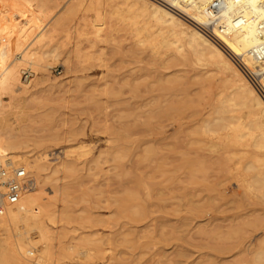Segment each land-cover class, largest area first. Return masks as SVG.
<instances>
[{
  "label": "rangeland",
  "instance_id": "obj_1",
  "mask_svg": "<svg viewBox=\"0 0 264 264\" xmlns=\"http://www.w3.org/2000/svg\"><path fill=\"white\" fill-rule=\"evenodd\" d=\"M75 2L0 0V74L8 61L16 58L20 62H15L20 87L31 86L30 91L36 92L22 105L17 101L24 96L19 86L12 90L0 88V101L5 107L2 114L5 112L8 117L5 126L0 127V137L14 135L27 140L31 144L30 155L45 153L51 166L65 161L74 167V171H63L58 166L60 171L49 175L59 185L62 177L63 183L70 185L72 203L65 207L55 203V210H66L71 219L65 215L62 222L57 219L56 224L47 223L57 234L52 242L53 259L61 254L58 241L65 244L71 237L93 234L91 239L97 241L93 246L95 256L84 264H253L252 257L241 253L240 247L245 239L254 241L261 236L264 205L257 204L258 200L242 189V182L227 168L233 165L229 161L234 158L232 152L243 148L229 145L230 139H225V135L231 131L216 136L201 131L203 120L212 116L216 103L230 92L228 85L224 86L217 74H206L209 68L193 62L188 51L184 52L186 60L181 55L171 59L168 55L175 51H168L162 44H157L155 52L148 44L140 45L138 40L143 34L138 38L136 32L141 33L145 26L142 18L137 19L136 25H131L126 14L112 20L106 18V27L112 22L115 25L103 34L111 30L114 36L91 45L88 37L92 39L93 35L88 28L96 11ZM66 7L72 8L65 14L64 22L53 27ZM100 8L99 11L105 10ZM83 21L88 26L79 31L76 26ZM206 35L220 42L213 34ZM30 45L32 52L42 49L41 52L52 53L51 57L43 59L33 52L21 58L20 50L28 46L29 51ZM76 46L81 49V59L71 54ZM224 50L235 62L239 61ZM2 52L9 53L5 54L9 60ZM30 66L35 75L27 81L22 72ZM42 73L46 83L38 82ZM173 81L180 93L175 92ZM60 82L71 89L57 87ZM141 83L153 86L163 99L176 100L182 107L172 116L152 114L156 116L151 120L153 131L146 135H142L140 124L142 115L148 116L142 114ZM220 91L225 95L222 92L219 97ZM13 108H18L15 115ZM236 109L235 114H241L240 123L243 119L244 125L249 119L244 116L247 110ZM147 148L154 152L146 154ZM82 149L87 153L83 157ZM117 153L122 158H116ZM223 161L227 162L226 167L222 166ZM28 174L33 178L32 173ZM45 187L48 190L42 191L43 197L51 189ZM142 208L146 210L143 217ZM251 210L258 213L244 221V214ZM8 233L0 228V239L12 234ZM62 252L66 259L61 262L72 264L75 255L67 257L68 253ZM36 256L35 253L32 258ZM76 258L75 262L79 260Z\"/></svg>",
  "mask_w": 264,
  "mask_h": 264
},
{
  "label": "bare ground",
  "instance_id": "obj_2",
  "mask_svg": "<svg viewBox=\"0 0 264 264\" xmlns=\"http://www.w3.org/2000/svg\"><path fill=\"white\" fill-rule=\"evenodd\" d=\"M75 1L77 3L81 2L86 10L96 11L90 23L91 30L88 28V31L91 32L90 34L93 35L92 39L88 37L91 45L95 44L94 41L104 42L106 39H112L111 36H114L111 35V30L108 32L109 34H107V32L105 33L106 35L103 34L107 28L112 29V24L115 25L112 22L109 27H106V18L112 20L115 16L127 15L125 18L128 19V21H132L131 25H136L139 21H137V19L142 18L145 26L141 28L142 31L138 30L139 32L141 31V33H137V30L133 31L134 33L136 32V36H138V38L141 34H143L142 39L139 38L138 40L140 45L144 46L148 44L149 47L154 50L152 51L155 52V49L158 48L157 44H162L163 47L168 49V51L172 49L175 51L173 54L168 55V58L171 59H175L174 57H176V55H181L180 58H184L186 60L187 56H185L184 52L188 51L187 53H189L191 58L194 59L193 62L196 61L197 64L199 63V66L202 65L209 68L206 71V74L215 73L217 74L220 82L222 84H226L224 86L228 85L227 88L230 92L228 95H225V92L223 91V94L221 91V93L217 94L219 97H221V94L225 96H223L214 106L212 116L203 120L201 131L206 135L214 134L216 136L217 133L223 131L232 132L233 130H238V133L236 134L235 132H233V134L231 132H229L230 134H224L226 136L225 139H230L229 145L232 144L235 148L239 146L240 148H243L239 151L235 150L232 152V156L234 158L230 157L229 161H233V163H229L233 165L227 166L228 171L242 182V189L245 192L258 200L259 203L257 204L264 205V96L261 94L264 93V0H220L222 6L220 14L218 13L217 16L215 14H208L207 10L214 0H161V2L157 0ZM100 7H105L106 12L105 10L99 11L100 9L103 10V8ZM71 8L72 7H66L64 9L60 17L56 19L53 27H55L56 24L59 25V23L65 20ZM65 14L67 15L65 16ZM215 18H217L216 23L213 26H210ZM77 25L78 26H75L79 27V31L88 26L85 21L78 23ZM77 31L78 30H76V33ZM205 33L213 34L221 42L223 47L239 60L237 62H240V64H237V62H235L230 55H228L226 50L220 46V42L217 43L213 38H210ZM76 36L78 35L76 34ZM159 38L160 40H154ZM35 42L36 41L34 40V43ZM21 46L22 44L19 46V49H21ZM30 48L31 49L29 51H27V49H29L28 46L23 48V50H20L19 54L21 58L33 52L34 54H39L43 59L47 56L51 57L52 53L50 54L46 51L41 52L42 49L41 51H35V47L32 52L31 45ZM93 48L95 49V47ZM79 50L81 49L76 46L75 50L71 52V54L77 59H81L82 57ZM5 54L6 56H9V53L7 54V52H4V58ZM34 54H31L30 59H33ZM54 54L55 52H53V56L57 59V55ZM190 56H188V59ZM5 59L9 60L8 57ZM16 61L20 63L16 58L12 61L9 60L8 62L10 63L6 69L3 70V73L0 74V88L4 89L5 87V90H7V88L8 90L9 88L12 90L11 88L15 85L19 86V89L23 90L24 96L20 97L17 101L23 105V103L36 94V92L30 91L32 90L30 89L31 86L30 88L27 86H25L26 88L20 87L17 71L18 68H16L18 64L15 63ZM37 61L40 60L37 59ZM8 62L6 61V63ZM83 63H85V60ZM28 73L31 74V77L35 75L31 66L25 68L22 72L23 77L27 81L29 79V76H26ZM143 76L144 75L142 74V79ZM38 79L39 83H46L47 80L44 73H42V77H39ZM140 79L141 76L137 77L135 80L137 82L138 80L140 81ZM172 83L175 84L176 82L173 81ZM174 84H172L174 87H178L177 84ZM37 85L39 84L37 83ZM37 85L35 83V86ZM137 85L139 88L142 86V114H148V116L142 115V123H140L142 124V127L136 126V129L140 127L142 128V135L150 133V130L153 131L151 128L154 127V124L151 120L156 119V116L152 114H157L159 112L170 116L171 114L176 113V111L177 113L181 111L182 107L180 102L176 103V100H166V97L163 99L160 94L158 95L156 93L153 86L144 84L141 86L139 84ZM68 86L63 85L61 82L60 85H57L59 88H66V90H70L71 88L67 89ZM53 87L51 86L50 88L52 89ZM169 88H171L170 90H174L171 86H169ZM176 91L177 88L175 87V92ZM171 99L173 100V98ZM2 103L3 102L0 101V127L1 125L5 126L3 124H5V122H7L6 120H8L7 114L5 112L2 114L3 108H5ZM164 103L167 104L166 107L164 106ZM236 107L241 110H247V115H243L245 117H249V119L247 122L246 120L243 122L244 125L241 124L243 119L240 123L242 118L240 117L241 114L239 112V116L235 114V111L237 113ZM14 108L16 107L14 106ZM14 108V112H12V114L15 115L18 112V108ZM15 110L17 112H15ZM7 124H9V121ZM3 128H1V130ZM5 137L6 138L0 137V158H2L0 159V162L5 165L9 162L8 164L10 167L8 170L10 173H12L15 168L21 167L26 171V173L27 171L30 174L32 173L33 178H29V174L27 173L26 187L23 189L18 202L14 204H10L9 201L6 200L5 186L0 183V228L6 233L9 232L11 234L12 232L9 237L7 236V238L3 240L0 239V264H63L64 261H61L62 259H66V257L62 255V250H64V253H68L67 257L68 255L72 257L75 255V258L73 257L75 260L77 259L76 257H79L77 262L72 259L74 261H70L72 264L87 263L92 256H95L93 255V251L95 250L93 246L97 241L91 239L93 238V234H91L92 237L89 235H78L74 238L71 237V239H69L70 241L65 244L62 243V240L61 242L56 239V241L62 245V247L60 246L59 248L61 254L59 256L57 255L58 258L53 259L54 257L52 256L55 254L52 252V248L54 247L52 246V242L55 240L57 234L52 233V229L47 224H56L55 222L57 219L59 222H62L65 219V215L68 216L65 214L66 210L62 211V209L61 212L55 210L56 202L62 203L63 206L71 203V196L69 195L70 185H68V183H63V177L61 179L62 181H59L62 182L63 185L62 183L59 185L57 184L58 181L56 180V182H54L55 180L53 181L50 179L49 175L57 174L60 171L59 167H62L64 169L63 171H71L72 169L74 171V167L70 162L65 161L58 163V165L56 164L55 166H51L48 162V155L44 152V154L40 155L37 153L30 155L31 151L28 149H30L31 144L27 140L22 141L21 137V139H18L14 135ZM34 144L36 143L34 142ZM80 147L84 148L82 146ZM68 152H66V154ZM145 152L146 154H151L154 151L151 148H147L145 149ZM84 153L81 154V157H83L82 155L87 154ZM119 154L120 153H117L116 158H122ZM238 155L241 157L239 158ZM236 156L238 158H235ZM66 158H68V156ZM224 163L222 166L226 167L227 162ZM48 179L53 182H49ZM45 186H50L49 188L51 189H49V192L46 193L49 194L47 196H51L52 199L47 196L46 197L48 199H46V197H43L45 195L42 196V194L45 193L42 191H44V189L48 190ZM82 200H84V197ZM67 210H69V208ZM145 211L146 210H144V208H142V213L139 211L142 217L145 215ZM256 213H258V210H251V212L244 214V221H249L248 219ZM262 214H264V212H262ZM69 217L70 215L68 218L66 217L67 220L71 219ZM258 223L260 222L258 221ZM12 237L15 238L13 241L12 239H9ZM244 241H246V239ZM244 241L241 243L240 252L250 255L253 259H251L253 264H264V229L259 239L255 238L254 241L252 239H249L246 242ZM34 252L37 254L35 259L32 258L35 254Z\"/></svg>",
  "mask_w": 264,
  "mask_h": 264
},
{
  "label": "built area",
  "instance_id": "obj_3",
  "mask_svg": "<svg viewBox=\"0 0 264 264\" xmlns=\"http://www.w3.org/2000/svg\"><path fill=\"white\" fill-rule=\"evenodd\" d=\"M161 2V0H157ZM221 1L220 0H214V2L210 5V7L207 9L208 14L212 15L215 14L216 16L218 13L220 14L221 9ZM217 21V18H215L210 26H213ZM207 31L206 29H204ZM261 49V48H260ZM26 76H29V79L31 78V74L28 73ZM3 164L0 162V183H2L5 186V198L9 201L10 204L17 203L20 199V196L22 194L23 189L26 187V171L19 167L15 168L12 173L9 172L8 168L10 165Z\"/></svg>",
  "mask_w": 264,
  "mask_h": 264
}]
</instances>
